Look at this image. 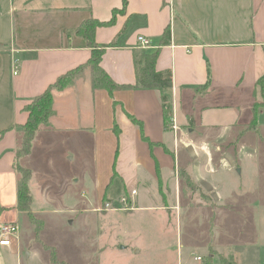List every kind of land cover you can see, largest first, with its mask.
<instances>
[{
	"label": "crops",
	"instance_id": "crops-1",
	"mask_svg": "<svg viewBox=\"0 0 264 264\" xmlns=\"http://www.w3.org/2000/svg\"><path fill=\"white\" fill-rule=\"evenodd\" d=\"M126 1L122 9V0H0V223L15 222L19 231L10 245L0 246V264H57L50 259L56 247L43 240L46 219L55 227L72 224L90 203L96 202L95 213L126 195L131 210L100 212H115L116 218L208 208L185 203L179 173L214 194L216 182L206 167L213 156L204 150L214 146L213 109L240 112L246 106L251 113L264 97L256 85L264 75V0ZM91 18H114L95 29V41L105 48L101 67L118 85L136 82L134 54L143 49L138 35L150 41L144 49L158 50L156 69L172 75L166 91L172 121L166 125L161 90L110 94L91 87L85 68L72 85L53 92L50 125L35 132L29 153L17 155L20 126L28 117L24 106L90 58L91 48L75 30ZM167 27L171 35L162 44ZM220 98L231 100L224 104ZM18 166L31 171L27 185L31 214L41 222L38 232L27 211L17 208ZM80 189L91 197H79ZM142 223L151 230L149 219ZM219 250L208 251L204 264H226ZM192 253L177 251L173 263L196 264Z\"/></svg>",
	"mask_w": 264,
	"mask_h": 264
},
{
	"label": "rangeland",
	"instance_id": "rangeland-1",
	"mask_svg": "<svg viewBox=\"0 0 264 264\" xmlns=\"http://www.w3.org/2000/svg\"><path fill=\"white\" fill-rule=\"evenodd\" d=\"M218 100L228 104L231 99ZM263 107L264 97L252 106L259 111L256 125L248 118L252 112L247 111L246 106L240 112L230 107L213 109L211 119L217 126L215 140L212 139L214 146H204V150L213 156L212 160L208 159L206 167L207 174L216 182V191L213 194V191L207 193L202 188L198 190L192 181L187 182L183 171L179 173L185 203L189 201L192 206L204 203L208 208L186 207L181 213L172 210L170 215L161 212L148 216L135 212L116 218L115 212L108 213L109 216L100 213L104 210L93 213L96 202L90 203L82 207L80 217H76L72 224L62 222L55 227L51 219H46L44 243L55 246L57 258L66 264H174L180 250L194 252L190 260L194 255L201 256V262L192 261L204 264L214 248L226 255V264H264ZM201 119L205 122L204 116ZM85 153L88 157L87 151ZM187 183L190 188L186 187ZM189 190L195 194H187ZM79 197L86 199L91 195L86 189H80ZM113 205L119 208V200ZM127 210L131 209L124 212ZM145 219L150 220L151 230L142 223ZM111 220L114 228L110 227ZM209 245L211 250H208ZM42 263L40 259L23 262Z\"/></svg>",
	"mask_w": 264,
	"mask_h": 264
},
{
	"label": "trees",
	"instance_id": "trees-1",
	"mask_svg": "<svg viewBox=\"0 0 264 264\" xmlns=\"http://www.w3.org/2000/svg\"><path fill=\"white\" fill-rule=\"evenodd\" d=\"M122 1L123 9L127 1ZM113 21L114 18L105 21H100L98 19L91 18L90 20L82 22L76 28L75 32L82 36L86 40L87 46L91 48L90 58L85 64L79 65L75 69L69 70L61 74V76L56 78L57 80L53 84L49 85L44 92L32 98L31 102L24 106L23 110L28 113V117L27 120L20 126L21 142L16 151L17 155H24L29 153L32 138L35 132L40 128V126L47 127L50 125L49 119L54 113V95L52 94V92L61 91V89L67 88L72 85L76 77L80 76L85 68H88L90 72L91 87L93 89H103L109 92L110 94H112V91L114 90L133 88H157L161 90V105L163 106L164 119L166 121V125H168V123L172 121V105H170L169 95L168 93H166L167 89L172 86V75L169 69L162 71L156 69V59L158 55V50L148 52L146 49L143 48L134 54L136 76V82L134 85H118L101 67L100 60L103 53L105 52V48L100 47L96 43L95 29L97 27L109 25ZM170 35L171 32L169 28H165L162 44H166V42L170 38ZM256 85L257 87H260V90L262 91L264 96V75L258 79ZM258 112L255 110V108H252L251 121L252 124L254 122V125H256V115ZM17 171L20 172V177L17 182V208L19 210L27 211L33 223L36 224V230L38 232L39 228L41 227V222L34 218V216L31 214L30 207L32 200L29 186L27 185V181L31 176V171L20 166L17 167ZM50 259H52L57 264H65L63 261L57 259L54 249H51ZM222 261L224 262V257Z\"/></svg>",
	"mask_w": 264,
	"mask_h": 264
},
{
	"label": "built area",
	"instance_id": "built-area-1",
	"mask_svg": "<svg viewBox=\"0 0 264 264\" xmlns=\"http://www.w3.org/2000/svg\"><path fill=\"white\" fill-rule=\"evenodd\" d=\"M137 42L142 48H147L150 45V41L148 38H146L143 35H138L137 36ZM181 139V138H180ZM181 141V140H179ZM135 193L134 190L130 192L131 195ZM114 205L112 202H106L103 205L98 208L99 211L104 210H110L113 209ZM133 205L129 198L125 195L120 197L119 199V208L120 210H126V209H132ZM19 231H18V225L15 222H5V223H0V246H6L10 245L11 242L18 237ZM193 259L196 262H201L202 257L194 255Z\"/></svg>",
	"mask_w": 264,
	"mask_h": 264
}]
</instances>
